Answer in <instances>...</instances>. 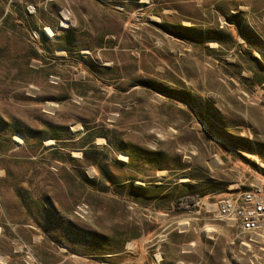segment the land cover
<instances>
[{
  "label": "rangeland",
  "instance_id": "rangeland-1",
  "mask_svg": "<svg viewBox=\"0 0 264 264\" xmlns=\"http://www.w3.org/2000/svg\"><path fill=\"white\" fill-rule=\"evenodd\" d=\"M257 188L264 0H0V264H264Z\"/></svg>",
  "mask_w": 264,
  "mask_h": 264
},
{
  "label": "built area",
  "instance_id": "built-area-1",
  "mask_svg": "<svg viewBox=\"0 0 264 264\" xmlns=\"http://www.w3.org/2000/svg\"><path fill=\"white\" fill-rule=\"evenodd\" d=\"M217 216L232 222L241 233L264 232V197L262 189L222 197L217 204Z\"/></svg>",
  "mask_w": 264,
  "mask_h": 264
},
{
  "label": "trees",
  "instance_id": "trees-1",
  "mask_svg": "<svg viewBox=\"0 0 264 264\" xmlns=\"http://www.w3.org/2000/svg\"><path fill=\"white\" fill-rule=\"evenodd\" d=\"M193 197L197 198L198 196L183 197V199H179V200L176 202V206H179L183 200H189L190 204H192L193 201H194V198H193Z\"/></svg>",
  "mask_w": 264,
  "mask_h": 264
},
{
  "label": "bare ground",
  "instance_id": "bare-ground-1",
  "mask_svg": "<svg viewBox=\"0 0 264 264\" xmlns=\"http://www.w3.org/2000/svg\"><path fill=\"white\" fill-rule=\"evenodd\" d=\"M47 30H48V29H47ZM49 33H50V32H49ZM49 33H48V34H49ZM50 34H51V33H50Z\"/></svg>",
  "mask_w": 264,
  "mask_h": 264
}]
</instances>
